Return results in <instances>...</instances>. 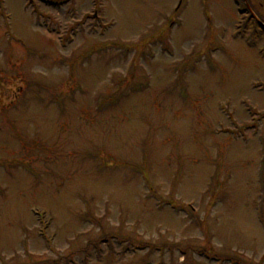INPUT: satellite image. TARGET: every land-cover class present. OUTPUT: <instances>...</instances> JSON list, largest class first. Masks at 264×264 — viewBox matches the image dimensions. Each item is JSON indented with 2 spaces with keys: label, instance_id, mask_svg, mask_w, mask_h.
Returning <instances> with one entry per match:
<instances>
[{
  "label": "rangeland",
  "instance_id": "obj_1",
  "mask_svg": "<svg viewBox=\"0 0 264 264\" xmlns=\"http://www.w3.org/2000/svg\"><path fill=\"white\" fill-rule=\"evenodd\" d=\"M7 2L0 264H264V0Z\"/></svg>",
  "mask_w": 264,
  "mask_h": 264
},
{
  "label": "flooded vegetation",
  "instance_id": "obj_2",
  "mask_svg": "<svg viewBox=\"0 0 264 264\" xmlns=\"http://www.w3.org/2000/svg\"><path fill=\"white\" fill-rule=\"evenodd\" d=\"M33 1H41V0H30V2H33ZM43 2L46 1V0H42ZM47 1H52V2H55V3H58V4H71L72 1H77V0H47ZM87 3L92 6V0H90L91 2H88V0H86ZM264 24V23H263Z\"/></svg>",
  "mask_w": 264,
  "mask_h": 264
}]
</instances>
